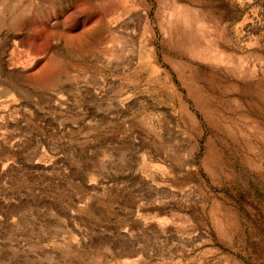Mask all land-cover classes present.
<instances>
[{
  "label": "rangeland",
  "instance_id": "rangeland-1",
  "mask_svg": "<svg viewBox=\"0 0 264 264\" xmlns=\"http://www.w3.org/2000/svg\"><path fill=\"white\" fill-rule=\"evenodd\" d=\"M0 264H264V0H0Z\"/></svg>",
  "mask_w": 264,
  "mask_h": 264
}]
</instances>
